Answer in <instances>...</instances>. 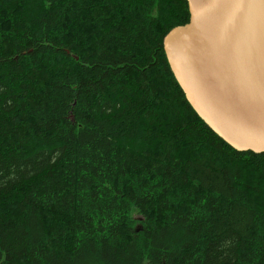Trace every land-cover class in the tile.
Listing matches in <instances>:
<instances>
[{"label":"trees","instance_id":"obj_1","mask_svg":"<svg viewBox=\"0 0 264 264\" xmlns=\"http://www.w3.org/2000/svg\"><path fill=\"white\" fill-rule=\"evenodd\" d=\"M187 0H0V264H264V153L197 114L164 36Z\"/></svg>","mask_w":264,"mask_h":264},{"label":"water","instance_id":"obj_2","mask_svg":"<svg viewBox=\"0 0 264 264\" xmlns=\"http://www.w3.org/2000/svg\"><path fill=\"white\" fill-rule=\"evenodd\" d=\"M163 39L170 68L205 123L237 150L264 153V0H187Z\"/></svg>","mask_w":264,"mask_h":264}]
</instances>
